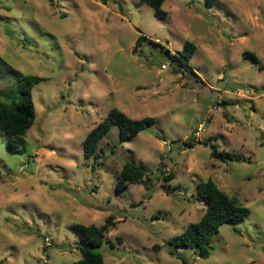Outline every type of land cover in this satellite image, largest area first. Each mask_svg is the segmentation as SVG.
Returning a JSON list of instances; mask_svg holds the SVG:
<instances>
[{
	"label": "rangeland",
	"instance_id": "rangeland-1",
	"mask_svg": "<svg viewBox=\"0 0 264 264\" xmlns=\"http://www.w3.org/2000/svg\"><path fill=\"white\" fill-rule=\"evenodd\" d=\"M162 8L165 17L142 0H0V90L17 89L11 69L46 78L31 90L25 152L7 150L0 131V264L74 262L73 225L107 217L103 264H264V0ZM186 41L193 74L176 72L165 51ZM111 107L155 121L124 141L114 125L85 158L86 133ZM205 141L232 160L212 157ZM125 161L149 185L118 190ZM208 178L249 215L222 225L200 257L168 240L203 214L196 185Z\"/></svg>",
	"mask_w": 264,
	"mask_h": 264
},
{
	"label": "trees",
	"instance_id": "trees-1",
	"mask_svg": "<svg viewBox=\"0 0 264 264\" xmlns=\"http://www.w3.org/2000/svg\"><path fill=\"white\" fill-rule=\"evenodd\" d=\"M142 1L152 8L155 16L165 17L167 15V11L162 8V3L165 0ZM208 1L210 2V0ZM143 38L145 37L142 34L137 36L136 46ZM195 49L194 43L186 41L183 49L177 53H171L167 48L165 51L176 72L188 71L193 74L194 69L189 64V59ZM244 54L257 62L254 53L244 52ZM0 62L2 64L6 63L1 57ZM11 72L18 80V87L16 90H0L2 99L0 100V131L8 136L5 142L7 150L22 154L26 149V131L32 126L36 117L31 90L34 85L46 78L23 74L16 69H11ZM154 121L155 118L152 116L132 118L119 108L111 107L106 115L86 133L82 142L83 155L85 158L93 157L95 159L97 150H100L98 147L100 140L114 125L118 128L119 141H124L148 128ZM155 136L166 140L159 133H155ZM183 143L189 147L194 145L190 141H184ZM203 143L211 147L212 157L221 161L232 160L233 157L228 151H218L215 144L206 141ZM173 176L171 174L165 178H172ZM150 182L151 178L144 168L134 161H125L120 169L117 189L121 190L130 183L149 185ZM196 192L197 198L205 203L203 214L197 221L189 223L179 234L172 236L168 243L171 246H184L194 249L198 256L208 257L209 250L212 247V236L219 231L222 225L227 224L234 227L242 222L249 215V208L244 206L237 197L230 196L220 189L211 178L198 182ZM112 223L111 217H107L105 224L102 226L93 223H75L73 226L81 234L82 239V243L77 245L81 257L74 262L62 264H103V256L97 249L101 247L103 242L108 241L106 233ZM153 248L158 250L160 246L154 245ZM170 253L174 254L175 251L171 249ZM181 259L185 263L182 257Z\"/></svg>",
	"mask_w": 264,
	"mask_h": 264
}]
</instances>
